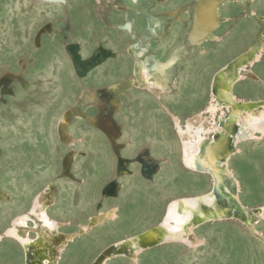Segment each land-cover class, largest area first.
<instances>
[{"label": "rangeland", "instance_id": "rangeland-1", "mask_svg": "<svg viewBox=\"0 0 264 264\" xmlns=\"http://www.w3.org/2000/svg\"><path fill=\"white\" fill-rule=\"evenodd\" d=\"M198 1L0 0V264H36L4 232L35 204H45L56 228L32 213L20 233L41 234L51 264H92L115 242L156 226L170 201L211 191L210 173L182 163L179 130L187 122L208 129L228 115L206 111L211 79L250 45L258 58L233 95L264 100V0L220 3V26L192 44ZM171 58L159 77L154 65ZM234 145L226 165L238 199L262 208L255 220L246 217L251 226L209 221L135 260L97 264H263L254 235L264 243V134Z\"/></svg>", "mask_w": 264, "mask_h": 264}, {"label": "bare ground", "instance_id": "bare-ground-1", "mask_svg": "<svg viewBox=\"0 0 264 264\" xmlns=\"http://www.w3.org/2000/svg\"><path fill=\"white\" fill-rule=\"evenodd\" d=\"M219 1L222 0H199L194 5L196 8L195 25L190 38H188L192 44L199 43L208 33L220 26ZM224 1L231 2L233 0ZM256 50L254 45H250L247 50L223 65L211 79V103L206 111L214 117L218 110L228 109V115L224 116L221 113L218 120L215 119L213 125L208 129L200 125L192 126V123L187 122L186 127L179 130V135L182 137V163L185 168L194 172L210 173L213 180L211 191L170 201L166 205L165 216L163 215V219L156 226L150 227L136 236L115 242L112 248L109 247L101 251L92 264H97L102 259L127 255L135 260L142 250L152 247V245L176 241L185 235L188 236L198 225L209 221L237 218L251 226V222L247 221L246 217L250 214L255 220L261 213L262 208L256 212L241 204L237 195V182L226 165L227 160L234 152L235 143L251 139L255 131L264 134V100H237L232 91L233 86L240 78L241 71L246 66H250L255 58H258L260 51ZM174 61L175 58H171L154 65L155 70H159L157 75L166 79V73L172 68ZM239 118H241L240 121ZM186 134L189 137L184 139ZM148 162L145 160V163L148 164ZM44 211L45 204L41 206L35 204L30 210L31 213L19 215L20 217L18 216L4 231L6 237L16 239L27 251L33 252L34 261L32 263L36 264H51L41 252L44 247V239L39 233L34 237L22 234L18 228L27 227L26 218L33 213L34 215H32L37 217L36 221L40 220L39 222L52 232L56 228L57 222L47 220ZM112 217H114L113 212L105 217H92L88 225L81 226L79 234H85L92 227ZM59 239V237L55 238L56 241Z\"/></svg>", "mask_w": 264, "mask_h": 264}, {"label": "water", "instance_id": "water-1", "mask_svg": "<svg viewBox=\"0 0 264 264\" xmlns=\"http://www.w3.org/2000/svg\"><path fill=\"white\" fill-rule=\"evenodd\" d=\"M222 2H224V0H222V1H219V3L218 4H220V3H222ZM195 5V4H194ZM193 9H194V13H193V19H192V24H191V27H190V30H189V32H188V38H190V36H191V34H192V32H193V29H194V25H195V15H196V8H195V6L193 7ZM181 149H182V145H181ZM181 159H182V157H181ZM165 216V215H164ZM163 219V218H162ZM254 235V234H253ZM258 240H260V242L262 243V245H263V249H264V243L262 242V240L259 238V237H257L256 235H254ZM263 264H264V258H263Z\"/></svg>", "mask_w": 264, "mask_h": 264}]
</instances>
